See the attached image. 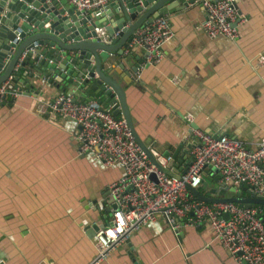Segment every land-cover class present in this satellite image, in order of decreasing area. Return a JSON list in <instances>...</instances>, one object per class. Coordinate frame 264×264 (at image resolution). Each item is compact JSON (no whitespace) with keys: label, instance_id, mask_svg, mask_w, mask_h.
<instances>
[{"label":"crops","instance_id":"0c3cea01","mask_svg":"<svg viewBox=\"0 0 264 264\" xmlns=\"http://www.w3.org/2000/svg\"><path fill=\"white\" fill-rule=\"evenodd\" d=\"M110 10L113 16L99 19H106L100 26L118 19ZM237 11L246 22L236 40L210 38L197 29L206 19L200 4L165 14L175 37L163 47L162 62L145 61L130 83L117 77L139 136L161 154L173 155L182 146L179 172L177 161L166 169L173 175L186 170L192 148L189 155L185 150L197 144L192 125L239 139L251 150L264 137V65L258 63L264 55V0H238ZM131 54L130 68L144 59L146 49L139 46ZM26 71L24 82L22 73L15 83L23 94L0 100V264H92L94 227L112 220L107 191L123 168L118 163L106 168L96 155L81 154L80 126L43 114L36 99L48 103L70 93L86 101V91L77 93L64 83L57 87L31 78L30 67ZM215 176L206 169L209 184H202L201 192L215 187V198L235 196L219 188L223 182ZM97 264L237 263L207 224L177 232L157 215Z\"/></svg>","mask_w":264,"mask_h":264},{"label":"built area","instance_id":"2783aa9c","mask_svg":"<svg viewBox=\"0 0 264 264\" xmlns=\"http://www.w3.org/2000/svg\"><path fill=\"white\" fill-rule=\"evenodd\" d=\"M191 1V0H186ZM76 8L82 18L92 20L108 17L114 0H66ZM144 8V0H138ZM205 11L206 19L197 25L208 37L239 38L246 22L235 7L233 0H196ZM95 31L100 42L109 41L107 25ZM21 29H16L17 45L22 41ZM175 33L167 16L157 18L137 31L127 53L136 47H145L146 63L159 65L163 47L170 43ZM26 57L19 59L16 71ZM258 63L264 65V55ZM58 81V76L52 78ZM12 75L0 83V100L23 94L15 86ZM46 82L49 79L45 80ZM40 110L51 118L65 119L80 126L76 139L81 154H94L108 168L118 163L123 175L112 182L107 191L108 201L116 205L112 220L99 227L95 235L96 256L92 264L106 259L115 246L130 237L141 226L161 215L174 231L184 227H200L207 224L222 247L237 264H264V206L244 207L233 202L208 203L198 199L191 189H201L203 173L208 166L218 170L223 183L231 181L234 186H247L264 198V137L257 149H248L239 139L223 134H211L200 129L193 130L197 144L191 150V164L180 176L167 174L171 168L167 159L164 169L154 164L133 136L127 121L114 115V106H105L99 100L80 101L72 94H61L45 103L36 96ZM224 189V188H222ZM227 215L229 218H227ZM43 264V263H41Z\"/></svg>","mask_w":264,"mask_h":264},{"label":"water","instance_id":"95a60500","mask_svg":"<svg viewBox=\"0 0 264 264\" xmlns=\"http://www.w3.org/2000/svg\"><path fill=\"white\" fill-rule=\"evenodd\" d=\"M195 1L144 0L143 8L138 0H114L111 9L115 10L118 19L107 26L109 41L100 42V39L96 38L98 34L95 29L105 23L106 19L92 20L90 15L82 18L76 8L67 4L66 0H0V83L7 81L12 75L19 81L22 73L21 82H24L26 69L30 67L34 69L31 78L43 77V82L44 79H49L48 83L57 87L64 83L77 93L86 91V101L99 98L105 106H114V115L122 116L127 121L136 141L154 164L164 169L167 159L171 157L169 164L171 166L177 161L174 171L178 173L176 168L184 162V157L177 158L182 146L173 155L169 152L161 154L151 140L145 141L139 136L119 79L130 83L133 73H138L146 61L147 51L143 60H139L134 67H129L132 51L127 53V50L137 31L157 18L167 13H175ZM233 1L238 8V0ZM109 15L113 16V13L109 12ZM16 29H21L22 41L14 45L11 41L16 38ZM24 52L26 57L20 69L16 71ZM54 76H58L57 82L52 81ZM33 87L31 86L32 90ZM91 91H94L92 95ZM192 128L197 129L195 125H192ZM194 145L187 146V155ZM186 164L189 166L191 159ZM208 168L216 173L215 180L219 182L221 176L218 170L212 166ZM186 170L182 174H185ZM164 171L176 176L166 169ZM202 184L206 187L209 184L204 177ZM219 188L229 190L235 196L215 198V187L207 194H203L200 189L191 191L198 199L208 203L233 202L247 208L264 206V198L257 196L247 186L237 187L228 181L220 184ZM241 192L250 197H240ZM110 204L116 209L112 201ZM94 228L98 230L99 227Z\"/></svg>","mask_w":264,"mask_h":264},{"label":"trees","instance_id":"16d2710c","mask_svg":"<svg viewBox=\"0 0 264 264\" xmlns=\"http://www.w3.org/2000/svg\"><path fill=\"white\" fill-rule=\"evenodd\" d=\"M31 70H34V69L32 68ZM15 83H16V81H15ZM65 93H66V92H65ZM7 99H9V97H7Z\"/></svg>","mask_w":264,"mask_h":264}]
</instances>
